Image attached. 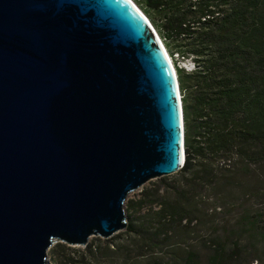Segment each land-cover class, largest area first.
Segmentation results:
<instances>
[{
  "label": "water",
  "instance_id": "obj_1",
  "mask_svg": "<svg viewBox=\"0 0 264 264\" xmlns=\"http://www.w3.org/2000/svg\"><path fill=\"white\" fill-rule=\"evenodd\" d=\"M164 46L133 0H0V264L113 237L131 193L183 168Z\"/></svg>",
  "mask_w": 264,
  "mask_h": 264
},
{
  "label": "trees",
  "instance_id": "obj_2",
  "mask_svg": "<svg viewBox=\"0 0 264 264\" xmlns=\"http://www.w3.org/2000/svg\"><path fill=\"white\" fill-rule=\"evenodd\" d=\"M133 1L173 60L189 59L194 68L176 67L185 164L173 174L174 183L164 176L143 186L137 198L128 196L129 210L139 217L128 222L125 230L133 237L122 251L140 262L171 254L180 264H197L193 241L208 254L205 264H264V208L246 213L236 229L217 231L204 199L212 189L232 195L238 175L264 166V0ZM58 248L71 249L63 243ZM94 250L89 246L80 261L70 255L68 263L87 264Z\"/></svg>",
  "mask_w": 264,
  "mask_h": 264
},
{
  "label": "rangeland",
  "instance_id": "obj_3",
  "mask_svg": "<svg viewBox=\"0 0 264 264\" xmlns=\"http://www.w3.org/2000/svg\"><path fill=\"white\" fill-rule=\"evenodd\" d=\"M173 61L176 67H182L185 71H191L194 68L193 62L189 59L182 61L180 58H175ZM177 177L178 176L175 175L170 176L166 182L172 184ZM160 181L161 178H158L150 182L159 183ZM147 184H149V182ZM234 184L236 188L232 195H221L212 189L206 192L204 196V199L208 201L210 205L211 209L209 212L212 216L211 218L215 220L213 226L217 231H221L225 228L236 229L235 222L238 219L243 217L246 213L255 214L257 212H262L261 210L264 208V166L261 168H252L248 175H238ZM251 188H255L257 192L251 194ZM142 190L143 188L131 193L130 199L137 198ZM124 210L127 222L139 217V215L136 216L135 213L129 210L127 203L124 205ZM132 237L133 236L128 235L127 230L124 229L109 239L92 237L88 246L71 247V249H67L66 251L62 248H58L59 243H57L48 251V261L50 264H69L68 258L70 255L78 257V261H80V256L84 254L89 246H92L93 249L97 248V251L94 250V254L86 258L87 264H180L181 258L176 256L177 260H175L171 254L159 255L160 257H157L159 259H157L158 261L156 263L153 259L148 258H145L141 262L136 258L130 259L127 254L128 252L122 251V247L128 246ZM190 244L199 250L200 259L197 264L207 263L208 254L202 251L201 242L196 243L190 241ZM253 264L257 263L255 262Z\"/></svg>",
  "mask_w": 264,
  "mask_h": 264
},
{
  "label": "bare ground",
  "instance_id": "obj_4",
  "mask_svg": "<svg viewBox=\"0 0 264 264\" xmlns=\"http://www.w3.org/2000/svg\"><path fill=\"white\" fill-rule=\"evenodd\" d=\"M140 9V8H139ZM145 15V14H144ZM148 18V17H147ZM150 21V20H149ZM165 47V46H164ZM165 50H166V52H167V55H168V58H169V60H170V62H171V64H172V67L174 68V71L176 70V66H175V64H174V61H173V59H172V56L170 55V53L168 52V50L166 49V47H165Z\"/></svg>",
  "mask_w": 264,
  "mask_h": 264
}]
</instances>
